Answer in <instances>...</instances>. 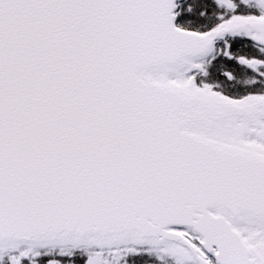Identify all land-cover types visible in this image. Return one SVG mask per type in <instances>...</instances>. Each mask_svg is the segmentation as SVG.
Returning <instances> with one entry per match:
<instances>
[{
  "label": "snow or ice",
  "instance_id": "obj_1",
  "mask_svg": "<svg viewBox=\"0 0 264 264\" xmlns=\"http://www.w3.org/2000/svg\"><path fill=\"white\" fill-rule=\"evenodd\" d=\"M0 264H264V0H0Z\"/></svg>",
  "mask_w": 264,
  "mask_h": 264
}]
</instances>
